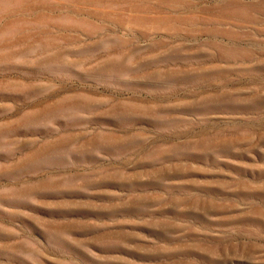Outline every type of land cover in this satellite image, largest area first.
<instances>
[{"label":"rangeland","instance_id":"1","mask_svg":"<svg viewBox=\"0 0 264 264\" xmlns=\"http://www.w3.org/2000/svg\"><path fill=\"white\" fill-rule=\"evenodd\" d=\"M0 264H264V0H0Z\"/></svg>","mask_w":264,"mask_h":264}]
</instances>
